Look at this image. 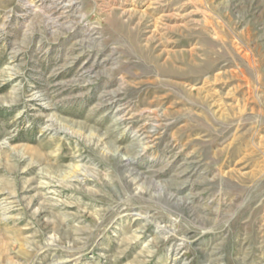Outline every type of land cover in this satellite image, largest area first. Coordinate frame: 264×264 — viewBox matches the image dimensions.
I'll return each mask as SVG.
<instances>
[{"label": "rangeland", "instance_id": "1", "mask_svg": "<svg viewBox=\"0 0 264 264\" xmlns=\"http://www.w3.org/2000/svg\"><path fill=\"white\" fill-rule=\"evenodd\" d=\"M0 264H264V0H0Z\"/></svg>", "mask_w": 264, "mask_h": 264}]
</instances>
